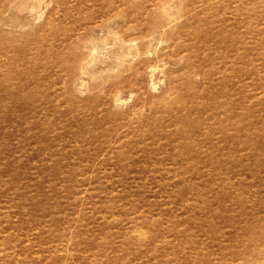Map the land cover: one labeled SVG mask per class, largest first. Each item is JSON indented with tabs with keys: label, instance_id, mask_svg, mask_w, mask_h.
Instances as JSON below:
<instances>
[{
	"label": "rangeland",
	"instance_id": "1",
	"mask_svg": "<svg viewBox=\"0 0 264 264\" xmlns=\"http://www.w3.org/2000/svg\"><path fill=\"white\" fill-rule=\"evenodd\" d=\"M0 264H264V0H0Z\"/></svg>",
	"mask_w": 264,
	"mask_h": 264
}]
</instances>
